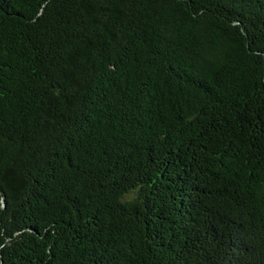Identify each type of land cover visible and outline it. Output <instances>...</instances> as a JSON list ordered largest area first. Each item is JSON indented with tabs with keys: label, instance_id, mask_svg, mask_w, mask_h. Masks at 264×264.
Listing matches in <instances>:
<instances>
[{
	"label": "trees",
	"instance_id": "1",
	"mask_svg": "<svg viewBox=\"0 0 264 264\" xmlns=\"http://www.w3.org/2000/svg\"><path fill=\"white\" fill-rule=\"evenodd\" d=\"M0 264H264V0H0Z\"/></svg>",
	"mask_w": 264,
	"mask_h": 264
}]
</instances>
